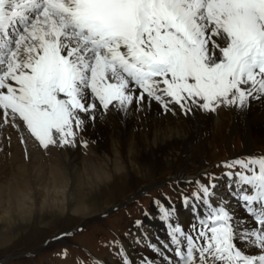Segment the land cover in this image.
I'll list each match as a JSON object with an SVG mask.
<instances>
[{
  "label": "snow or ice",
  "instance_id": "snow-or-ice-1",
  "mask_svg": "<svg viewBox=\"0 0 264 264\" xmlns=\"http://www.w3.org/2000/svg\"><path fill=\"white\" fill-rule=\"evenodd\" d=\"M254 100L264 101V0H0V127L44 149L73 144L74 127L110 106L155 101L188 115ZM223 166L231 199L197 182L184 200L190 231L160 205L169 264H264V154Z\"/></svg>",
  "mask_w": 264,
  "mask_h": 264
},
{
  "label": "bare ground",
  "instance_id": "bare-ground-1",
  "mask_svg": "<svg viewBox=\"0 0 264 264\" xmlns=\"http://www.w3.org/2000/svg\"><path fill=\"white\" fill-rule=\"evenodd\" d=\"M172 107L175 114L164 113L155 101L140 106L134 101L127 112L110 106L109 111L97 113V119H86L82 128L74 127L73 144L48 149L42 148L26 131L0 127V161L6 166L4 171L0 168V222L11 221L15 214L29 215L36 203L38 209L65 210L74 201L80 183L107 178L109 171L122 169L123 162H133L136 156L156 165L167 152L199 159L206 150L204 137L210 125L221 117L223 107L215 113L194 108L188 115L178 106ZM228 109L232 129L239 128L251 136L264 130V101H251L245 109ZM186 174L175 171L173 177L183 181L188 177ZM215 184L217 197L231 199L227 176ZM185 198L192 200L191 196ZM171 208L176 210L175 222L190 231L197 222L191 208L184 202ZM72 210L76 212L79 207ZM237 215L243 217L244 213L237 208ZM126 244L131 264H169L176 259L169 228L160 211L132 224Z\"/></svg>",
  "mask_w": 264,
  "mask_h": 264
},
{
  "label": "rangeland",
  "instance_id": "rangeland-1",
  "mask_svg": "<svg viewBox=\"0 0 264 264\" xmlns=\"http://www.w3.org/2000/svg\"><path fill=\"white\" fill-rule=\"evenodd\" d=\"M221 114L210 125L206 150L197 160L167 152L156 165L136 156L133 162H123L122 169L109 171L107 178L80 183L65 210L38 209L36 203L29 215L15 214L11 221L0 222V264H93L96 259L121 264L119 253L127 255L132 224L157 215L160 205L181 204L199 190L197 182L217 183L229 171L224 162L264 154V130L251 136L232 129L228 107ZM0 164L4 171L6 166ZM175 171L189 178L179 181ZM76 206L79 210L73 212Z\"/></svg>",
  "mask_w": 264,
  "mask_h": 264
}]
</instances>
